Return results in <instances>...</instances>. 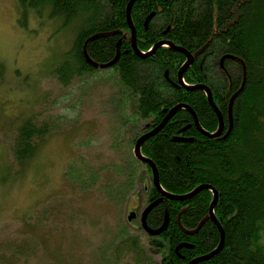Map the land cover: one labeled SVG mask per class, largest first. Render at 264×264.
<instances>
[{
    "label": "trees",
    "instance_id": "1",
    "mask_svg": "<svg viewBox=\"0 0 264 264\" xmlns=\"http://www.w3.org/2000/svg\"><path fill=\"white\" fill-rule=\"evenodd\" d=\"M128 1L16 0V7L20 16L18 22L24 23L32 11L40 17L59 19L61 28L73 35L66 59L54 67L57 80L67 86L75 76L101 70L86 61L83 45L86 39L98 33L127 31ZM152 11L156 15L152 25L140 33L144 18ZM131 19L140 51H147L169 26L165 37L174 45L189 53H203L198 56L200 60H195L184 72L183 80L188 85L206 84L223 119L222 133L209 138L196 129L189 111L179 109L141 146V153L155 164L159 183L166 192L181 195L198 185L208 184L218 193L213 212L224 231L223 246L195 264H264V246L258 242L259 233L264 230V0H136L131 6ZM118 40L121 41L119 56L107 69L115 73L122 90L120 93L118 86L120 100L128 102V115L134 117L133 121L135 118L146 121L135 138L160 123L166 114L163 109L178 103L188 105L195 112L204 130L212 133L217 129L218 117L206 94L173 83L184 60L182 53L159 47L150 56L141 58L122 33L91 39L86 44V52L93 61L106 63L115 56ZM220 55L223 62L234 59L232 69L218 66ZM235 92L231 105L232 125L227 132L228 106ZM117 97L116 93L115 103ZM22 115L11 122L14 137L10 163L18 165V171L24 169L41 140L51 133L45 121L34 120L35 113ZM120 116L125 117L123 113ZM121 120L122 125H126L130 118ZM79 157L73 156L80 162L77 170L74 164H67L63 184L79 194L81 200L95 193L100 195L104 189L109 190L118 183L117 178L98 175V169L108 165L100 166ZM142 164L148 168L151 179L150 168ZM112 188L119 192L121 184ZM158 197L151 182L147 203ZM211 200L212 192L208 189L188 199L164 198L146 218L149 227L158 228L167 213L168 223L162 233L149 236L139 225H132L130 230L116 229L102 245L91 243V252L85 255L86 264H187L213 250L219 243L220 233L208 219L196 232L187 234L177 223L178 215L180 224L192 230L208 214ZM67 218L69 216H65V220ZM22 220L24 224L16 230L14 238L0 242V264H30L29 257L40 250L37 249L41 247L40 242L46 246L50 239V236L45 238L43 228L31 225L27 214L22 215ZM135 231L148 238V243L144 244ZM70 243H74L72 239ZM56 245L53 249H61ZM73 247L71 245L65 253L71 252ZM53 256L58 264L72 258L67 254L57 255V251ZM40 258L38 256V261Z\"/></svg>",
    "mask_w": 264,
    "mask_h": 264
},
{
    "label": "rangeland",
    "instance_id": "2",
    "mask_svg": "<svg viewBox=\"0 0 264 264\" xmlns=\"http://www.w3.org/2000/svg\"><path fill=\"white\" fill-rule=\"evenodd\" d=\"M18 14L16 0H0V242L14 238L24 224L22 215L27 214L31 225L43 228L45 238L50 236L46 246L40 242V250L29 257L31 263L58 264L53 256L57 251V255L72 257L61 264H86L91 243L102 245L116 229L139 225V217L128 223L126 209L139 214L147 205L150 173L134 157L132 141L146 121H133L128 115V102L120 100L113 69L75 76L62 86L54 67L66 59L73 35L61 28L57 18L30 11L22 23ZM33 113L34 120L45 121L51 133L18 171L19 166L10 163L11 122ZM120 113L130 118L128 124L122 125L125 117ZM73 156L108 165L99 168L98 175L117 178L114 186L121 184L120 191L112 186L81 200L63 184L67 164H74L76 170L80 166ZM135 233L140 236L139 231ZM259 235L258 242L264 246V230ZM71 239L74 243L69 244ZM55 243L61 249H53ZM71 245V252L65 253Z\"/></svg>",
    "mask_w": 264,
    "mask_h": 264
},
{
    "label": "water",
    "instance_id": "3",
    "mask_svg": "<svg viewBox=\"0 0 264 264\" xmlns=\"http://www.w3.org/2000/svg\"><path fill=\"white\" fill-rule=\"evenodd\" d=\"M136 1V0H129L128 3H127V6H126V10H125V13H126V21H127V26L130 28L131 30V38H130V42H131V48L132 50L136 53V55H138L139 57L141 58H144L146 56H150L151 54H153V52L159 48L160 46L164 45V44H167L169 45L172 49L174 50H178V51H181L185 54L186 56V60L184 61V63L180 66V68L178 69V72H177V79H178V84L179 85H182L183 87H185L186 89L188 90H195V89H199V90H202L205 94H206V98H207V101L209 103V105L211 106V108L213 109V111L216 113L217 117H218V127L217 129L210 133L206 130H204L199 122H198V119H197V116L195 114V112L186 104L184 103H178V104H175L173 107H171L170 109H163V111L165 112L166 111V114L165 116L162 118V120L160 121V123H158L155 127H153L152 129H150L149 131H146V132H143L141 133L134 141V146H133V154L135 156V158L137 160H139L140 162H143V163H146L150 170H151V179H152V184L153 186L156 188V190L158 191L159 193V198L150 202L141 212L140 214V225L142 227V229L150 236H156L160 233H162L165 229H166V226H167V223H168V215L167 213H165V217H164V220L162 222V224L158 227V228H151L147 225V222H146V218H147V215L148 213L150 212V210L155 206L157 205L158 203H160L161 201H163L164 198H167V199H172V200H183V199H188V198H191L193 197L194 195H196L199 191H201L202 189H208L212 192V200L209 204V208H208V214L206 216H204L200 222L198 223L197 227L192 229V230H187L185 229L181 224H180V221H179V215H178V218H177V223L180 227V229L187 233V234H192L194 232L197 231V229L203 224L204 221L210 219L218 228L219 230V233H220V240H219V243L217 244V246L211 250L210 252L206 253V254H203V255H200V256H197L193 259H191L187 264H195L196 262L198 261H201V260H204L206 258H209L211 257L213 254L217 253L223 246V239H224V231H223V228L221 226V224L219 223V221L217 220V218L215 217L214 215V212H213V209H214V206L216 205L217 203V200H218V193L217 191L211 186V185H208V184H201V185H198L196 186L194 189H192L191 191H189L188 193H185V194H181V195H178V194H172V193H168L166 192L160 185L159 183V178H158V173H157V169H156V166L155 164L153 163V161L151 160V158L149 157H146L144 156L142 153H141V145L143 144V142L145 140H147L149 137L153 136L155 133H157L163 126L164 124L167 122V120L176 112L178 111L179 109H185L187 111L190 112L192 118H193V124L194 126L196 127V129L203 135L209 137V138H214V137H217L219 136L222 131H223V119H222V116H221V113L217 107V105L215 104L214 100H213V97H212V92H211V89L206 85V84H203V83H198V84H193V85H186L185 83H183L182 81V76H183V73L187 70V68L189 67L190 63L192 62L193 60V56L192 54H190L189 52H187L184 48L182 47H179V46H175L173 43H170V42H165V41H158L156 42L153 46H152V49L147 51L146 53H142L137 45H136V41H135V29H134V26H133V23H132V20H131V14H130V10H131V6L133 4V2ZM153 16V13H151L148 17H147V20H149L151 17ZM111 33H116V31H112L110 33H98V34H95L91 37H89L88 39H86L84 45H83V55L86 59V61L94 66V67H99L100 69H103V68H108L110 66H112L118 56H119V48H120V43L121 41L118 40L117 42V46H116V54L115 56L108 62L106 63H97L95 61H93L87 54L86 52V44L88 41H90L91 39L95 38V37H101V36H106V35H109ZM242 88V85L240 87V89ZM239 89V90H240ZM237 94V92H235L231 98H230V101H229V127H228V130L227 132L230 130L231 128V125H232V120H231V105H232V101H233V98L235 97V95ZM136 216V213L134 211H131L128 213L127 215V220L128 221H131L134 217ZM182 245H186V244H182ZM182 245H178L179 246H182Z\"/></svg>",
    "mask_w": 264,
    "mask_h": 264
},
{
    "label": "flooded vegetation",
    "instance_id": "4",
    "mask_svg": "<svg viewBox=\"0 0 264 264\" xmlns=\"http://www.w3.org/2000/svg\"><path fill=\"white\" fill-rule=\"evenodd\" d=\"M158 10H161L160 8L158 9ZM151 13H153V16L149 19V20H147V17L151 14ZM148 16H146L145 18H144V20H143V25H142V28H140L139 29V32L141 33V32H143V31H146L148 28H149V25L151 26L152 25V23H153V20L155 19V17H156V15H155V13H154V11H152ZM133 22V21H132ZM157 25H159V24H157ZM133 26H134V24H133ZM162 26V25H161ZM128 30L127 31H125V30H114V31H116V33H112V34H120V33H122L123 34V36H124V38H129V40H130V38H131V30L129 29V28H127ZM134 29H135V26H134ZM167 31H169V26H166L165 28H164V31H163V33H162V36H157L156 37V42H158V41H165V42H170V43H172L171 42V39H169V38H167V37H165V33L167 32ZM135 38H136V29H135ZM155 42V43H156ZM154 43V44H155ZM176 46V45H175ZM152 47V46H151ZM160 47H167V46H164V45H162V46H160ZM180 47V46H179ZM158 49V48H157ZM172 49V48H171ZM174 50V49H173ZM174 51H178V50H174ZM178 52H180V53H182L183 54V56H184V60H183V62L181 63V65L184 63V61L186 60V56H185V54L183 53V52H181V51H178ZM190 54H192V56H193V60H192V62L190 63V65H192V63L195 61V60H200V58L198 57L200 54H203V53H201V51H198L197 53H190ZM223 55H220L219 57H218V66L219 67H221L222 69H229L230 68V65H232L233 64V62L232 61H234V59L233 60H230V59H228L226 62H223ZM204 60V57H202V61ZM172 62H174V60H172ZM225 63H227V64H225ZM180 65V66H181ZM190 65H189V67H190ZM227 65V66H226ZM189 67L187 68V69H189ZM180 68V67H179ZM178 68V69H179ZM173 82V81H172ZM176 82H177V80H176ZM173 83H175V82H173ZM159 198V197H158ZM136 215H137V213H136Z\"/></svg>",
    "mask_w": 264,
    "mask_h": 264
}]
</instances>
